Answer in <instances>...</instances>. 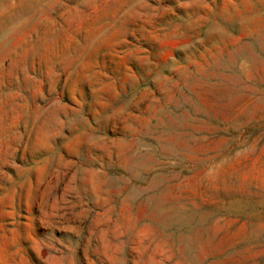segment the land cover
<instances>
[{
    "label": "rangeland",
    "instance_id": "obj_1",
    "mask_svg": "<svg viewBox=\"0 0 264 264\" xmlns=\"http://www.w3.org/2000/svg\"><path fill=\"white\" fill-rule=\"evenodd\" d=\"M0 264H264V0H0Z\"/></svg>",
    "mask_w": 264,
    "mask_h": 264
},
{
    "label": "bare ground",
    "instance_id": "obj_2",
    "mask_svg": "<svg viewBox=\"0 0 264 264\" xmlns=\"http://www.w3.org/2000/svg\"><path fill=\"white\" fill-rule=\"evenodd\" d=\"M164 149V148H163ZM157 182V181H156ZM153 199V198H152ZM178 206V205H177ZM174 208V207H173ZM178 208V207H177ZM184 210V209H183ZM169 211V210H168ZM172 211H174V210H172ZM180 211V210H179ZM167 212V211H166ZM165 212V213H166ZM183 212V211H182ZM195 213V212H194ZM162 214V213H161ZM167 214V213H166ZM170 214V213H169ZM203 214V213H202ZM185 216V215H184ZM176 217V216H175ZM178 217V216H177ZM176 219V218H175ZM177 221V220H176ZM176 223V222H175ZM186 246V245H185Z\"/></svg>",
    "mask_w": 264,
    "mask_h": 264
}]
</instances>
